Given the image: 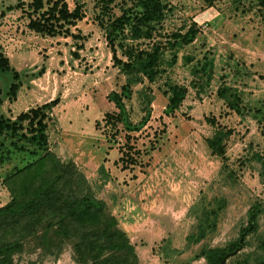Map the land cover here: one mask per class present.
<instances>
[{
  "label": "rangeland",
  "instance_id": "obj_1",
  "mask_svg": "<svg viewBox=\"0 0 264 264\" xmlns=\"http://www.w3.org/2000/svg\"><path fill=\"white\" fill-rule=\"evenodd\" d=\"M29 2L0 0V54L19 84L9 100V81L0 79V118L12 121L56 100L46 112L47 150L83 174L91 195L107 206L139 263L205 264L200 250L234 241L249 206L264 204V10L253 0H216L211 8L200 0H161L164 17L153 39L133 42L125 29L122 44L149 49L171 32H184L191 22L199 32L191 44L174 51L173 62V51L165 50L153 83L143 80L124 88V76L98 24L95 0H65L69 11L80 6L82 18L67 27L68 33L52 37L25 28L28 12L20 7L25 10ZM122 11L131 17L138 10L130 0L110 4L113 17ZM203 57L210 66L198 77L191 67ZM116 58L124 60L117 49ZM168 84L183 87L186 94L165 115ZM222 88L226 92L219 96ZM141 89L152 97L148 107L137 92ZM110 92L120 95L132 125L145 117L137 131L126 133L106 118L116 113L106 99ZM219 128L229 131L222 141V159L205 144ZM33 153L42 152L7 134L0 136V207L8 201L2 180L33 161ZM209 209L216 211L212 232L200 215ZM199 231L206 233L202 240L186 242ZM259 237H264L261 217L256 234L246 236V245L224 264L251 253L263 258ZM31 263L74 264L68 247L57 257L29 249L14 257V264Z\"/></svg>",
  "mask_w": 264,
  "mask_h": 264
},
{
  "label": "trees",
  "instance_id": "obj_2",
  "mask_svg": "<svg viewBox=\"0 0 264 264\" xmlns=\"http://www.w3.org/2000/svg\"><path fill=\"white\" fill-rule=\"evenodd\" d=\"M114 0H95L98 8V24L104 31L114 64L124 76V88L136 86L145 80L153 83L161 73L159 63L165 50L173 51L191 44L197 34L198 27L191 22L184 32L175 31L165 36L163 43L153 42L149 49H138L136 45H125L120 41L123 31L127 29L131 41H150L155 36L164 17L165 5L161 0H130L132 7L138 11L131 17L122 11L117 17L110 15V4ZM206 8H211L216 0H200ZM259 9L264 10V0H253ZM27 22L25 28L35 34L55 36L68 33L67 27L82 18L80 6L69 11L65 0H30L25 5ZM122 40V38H121ZM116 49L120 50L124 60L116 58ZM203 62H195L191 71L201 77L210 64L205 57ZM0 79L9 81L8 99L15 97L19 88L17 75L10 71L8 60L0 54ZM144 107H148L152 97L137 91ZM225 89L219 90V96ZM164 95H168L163 109L165 115L173 113L185 97L186 90L174 84L166 85ZM106 99L112 103L116 113L110 118L111 125H120L126 133L137 131L146 121L145 117L137 125H132L122 103L120 95L110 92ZM1 104V100H0ZM56 100L28 109L18 114L12 121L0 118V136L7 134L16 138V143H26L41 150V154L33 153L35 159L23 167L14 170L2 180V186L8 194V201L0 207V264H14V257L25 250L38 251L40 255L57 257L64 247L70 250V258L74 264H140L133 246L125 234L117 227L115 218L109 213L107 206L94 198L89 184L74 164H63L56 155L47 150L46 120L47 113ZM233 108V104H228ZM213 125V119H208ZM229 131L214 129L205 144L212 155L223 158L222 141ZM23 150L22 147H18ZM35 152V151H33ZM260 159L258 156H256ZM224 170V165H222ZM232 175L230 172L227 176ZM215 208L220 210L216 200ZM209 209L201 211L206 217L209 232L214 230V214ZM246 221L239 230V236L224 247L201 249L198 257L205 264H224V259L233 252L242 249L245 237L257 232V221H264V204L252 203L246 212ZM204 232L197 235L190 233L187 243H197L205 237ZM194 238V239H193ZM257 249L264 253V237L257 239ZM37 264V263H31ZM234 264H264V257L251 253Z\"/></svg>",
  "mask_w": 264,
  "mask_h": 264
}]
</instances>
